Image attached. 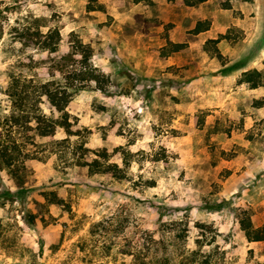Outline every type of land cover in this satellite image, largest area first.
<instances>
[{"label":"rangeland","instance_id":"1","mask_svg":"<svg viewBox=\"0 0 264 264\" xmlns=\"http://www.w3.org/2000/svg\"><path fill=\"white\" fill-rule=\"evenodd\" d=\"M89 3L0 0V118L16 79L59 78L78 42L108 77L107 94L94 84L68 106L79 136L0 129L34 157L0 162V264H264V241L241 225L264 227V140L243 132L264 129V108L247 119L264 104V0H215L222 56L197 44L172 65L161 49L175 24L160 6ZM55 27L62 40L51 53L40 46ZM96 160L116 162L124 178L91 173Z\"/></svg>","mask_w":264,"mask_h":264},{"label":"trees","instance_id":"2","mask_svg":"<svg viewBox=\"0 0 264 264\" xmlns=\"http://www.w3.org/2000/svg\"><path fill=\"white\" fill-rule=\"evenodd\" d=\"M89 10L104 9L98 0H89ZM206 0H185V4L195 6ZM210 26L209 22H199L193 31L195 34L207 30ZM44 36V35H43ZM41 41V48L45 51L55 53L58 51L62 40L60 28H50L48 34ZM221 41L210 40L206 43L204 49L212 51L216 50L218 57L222 55L216 49L217 44ZM187 45L182 43H174L169 40L168 45L161 49L162 58L166 59L175 52L183 50ZM95 55L94 49L90 45L81 42L74 44L73 49L68 54L61 57L57 67L60 72L59 78H53L46 82L22 81L16 79L8 89V95L12 101V109L10 114L0 118V129H29L35 130L36 134L41 137L52 138L56 135L58 129H64L69 137L79 136L78 122L73 119L68 111V106L72 102L74 96L82 91L92 88L95 84L101 93L107 94L108 77L105 73L93 63ZM255 87L258 84H254ZM45 106L51 111L52 115H48ZM58 114V116H55ZM3 120V121H2ZM201 122L198 121V125ZM0 132V162L11 168L20 160L23 151L21 144L13 141L11 144L1 138ZM108 157V154L105 153ZM27 159L31 158L30 154H24ZM90 172L93 174L112 172V176L122 179L123 169L114 162L103 167L96 160L89 164ZM242 229L245 231L246 237L250 242L264 241V227L255 228L250 218L242 219ZM97 226L92 231L95 233ZM157 261L155 264H160ZM136 264H146L144 261L137 259Z\"/></svg>","mask_w":264,"mask_h":264},{"label":"crops","instance_id":"3","mask_svg":"<svg viewBox=\"0 0 264 264\" xmlns=\"http://www.w3.org/2000/svg\"><path fill=\"white\" fill-rule=\"evenodd\" d=\"M150 1H152L155 5H158L162 8L163 10L162 15H164V17H162L161 19L164 22H173L175 24V30L171 33L172 35L170 37V40L173 41L174 43L186 44L187 46L183 50H185L186 48L194 49L195 48L194 46H196L197 44H200L201 46L205 47L208 41L218 40L220 39L219 34L225 33V29L224 30L218 29V25H217L218 10L215 5V0H206L195 6L186 5L185 0H150ZM173 1H176V3H173ZM240 4L243 7L248 5L247 2H241ZM177 10L178 12L181 11V14H179L177 17L172 16L174 15L173 12ZM170 11L172 12V14L170 13ZM206 21L210 23L209 28L203 32L195 34L193 31L195 30L197 24L199 22H206ZM225 38L226 37H223L218 44H220L222 40ZM183 50H180L179 52H175L170 56H168L166 59L164 58L163 59L170 65L175 64L177 63L178 60H180L181 58L180 53H182ZM204 51L206 50L204 49ZM206 52L209 53L211 57L214 56L218 57L217 53L214 51L211 52L206 51ZM247 69H248L247 67L242 68L234 72H231L228 75L233 76V74L235 75L237 73L240 74L247 73L248 72ZM253 88L256 89L258 88V86ZM258 107H259L258 109L251 111V113L248 114L247 116L248 122H251L249 121V119H251L252 121H255V119L258 120L259 114L260 113L263 114L264 104L262 103ZM243 132L246 134L253 132L256 134L258 141L261 142L262 140H264V129H243ZM244 140L246 142L245 144H248L247 146H249L247 149L248 154L250 156L251 155L254 156L252 151L255 147L251 146L252 143L249 140H246L245 137ZM259 189L264 194V187H261Z\"/></svg>","mask_w":264,"mask_h":264}]
</instances>
